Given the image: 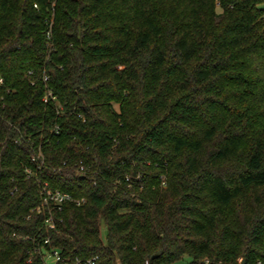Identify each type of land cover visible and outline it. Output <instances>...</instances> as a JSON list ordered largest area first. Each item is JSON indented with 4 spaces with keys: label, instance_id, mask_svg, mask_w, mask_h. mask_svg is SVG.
<instances>
[{
    "label": "trees",
    "instance_id": "16d2710c",
    "mask_svg": "<svg viewBox=\"0 0 264 264\" xmlns=\"http://www.w3.org/2000/svg\"><path fill=\"white\" fill-rule=\"evenodd\" d=\"M35 247L264 264V0H0V264Z\"/></svg>",
    "mask_w": 264,
    "mask_h": 264
},
{
    "label": "built area",
    "instance_id": "2783aa9c",
    "mask_svg": "<svg viewBox=\"0 0 264 264\" xmlns=\"http://www.w3.org/2000/svg\"><path fill=\"white\" fill-rule=\"evenodd\" d=\"M49 96L52 100H54V97L51 96L50 93ZM44 101H47V97L44 99ZM84 169V166L81 165L78 171L83 174ZM27 172L30 173V171ZM40 187L41 203L35 208V212L41 213L42 211L44 212V210H46L44 223L49 230H55L56 224L53 215L54 211L62 210L66 203H72L75 206H81L85 203L84 198H75L67 192H63L58 189H52L49 187L47 182L42 183ZM13 236H15V233ZM22 239H29V237L25 236L22 237ZM44 243H48V239H46ZM36 254L39 255V260L37 263H34V255ZM25 264H100V259L97 255L87 258L75 257L73 259H63L61 257L60 251L55 248L40 250L35 247L29 252ZM146 264L148 263L146 262Z\"/></svg>",
    "mask_w": 264,
    "mask_h": 264
},
{
    "label": "rangeland",
    "instance_id": "374dc122",
    "mask_svg": "<svg viewBox=\"0 0 264 264\" xmlns=\"http://www.w3.org/2000/svg\"><path fill=\"white\" fill-rule=\"evenodd\" d=\"M101 237H102L103 241H105V238H106V228L103 225L101 227ZM189 262H190V258L189 257H185L182 262H179V263H176V264H189Z\"/></svg>",
    "mask_w": 264,
    "mask_h": 264
},
{
    "label": "water",
    "instance_id": "95a60500",
    "mask_svg": "<svg viewBox=\"0 0 264 264\" xmlns=\"http://www.w3.org/2000/svg\"><path fill=\"white\" fill-rule=\"evenodd\" d=\"M245 263V260H242V264H244Z\"/></svg>",
    "mask_w": 264,
    "mask_h": 264
}]
</instances>
